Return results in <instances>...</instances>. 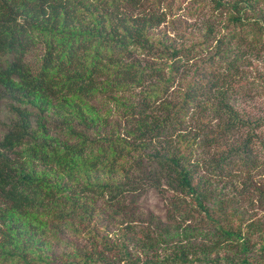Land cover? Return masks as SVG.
<instances>
[{
    "label": "trees",
    "instance_id": "16d2710c",
    "mask_svg": "<svg viewBox=\"0 0 264 264\" xmlns=\"http://www.w3.org/2000/svg\"><path fill=\"white\" fill-rule=\"evenodd\" d=\"M209 4L166 43L167 1L0 0V264H264V0Z\"/></svg>",
    "mask_w": 264,
    "mask_h": 264
},
{
    "label": "rangeland",
    "instance_id": "374dc122",
    "mask_svg": "<svg viewBox=\"0 0 264 264\" xmlns=\"http://www.w3.org/2000/svg\"><path fill=\"white\" fill-rule=\"evenodd\" d=\"M170 3L171 7H170V13L168 15V17L165 19V22H162V24L156 28L154 30V37L155 36H163V38L167 39L166 38V32L165 31H170V28L172 26V23H174V21H176L174 18H178L177 21L178 23H181V25L179 26L180 29H182V31H185L189 25V23H193L194 22V19H191V17L187 20H185L188 16V11L191 9V11L194 9L195 11H206V12H210V8H211V5L209 4V0H161L163 6H165L164 4L166 3ZM181 4V7H189L188 9H183V8H178V9H175V6L178 5V4ZM193 12V11H192ZM174 19V20H173ZM196 21H198V23H200V21L197 19ZM191 28H194L192 29V33L194 34V36H190L189 34V31ZM191 28H189L187 30V34H189V37H190V40L188 41H185L186 44H189L190 42L192 41H200L201 39V36H202V33L204 32V29L202 27V25H200L198 28H197V25L196 26H192ZM217 30H219V32H221V28L220 27H217L216 28ZM170 35H172V33H169ZM169 35V36H170ZM158 39V38H157ZM156 39V40H157ZM164 40V39H163ZM166 43H169L170 41H167V40H164ZM36 56H38L37 53L35 54H31L28 56V59L29 60H34L36 58ZM164 63H167L168 61L167 60H164L162 59ZM185 60L182 59L181 61ZM196 60H194L193 62H195ZM188 62V63H187ZM199 63V61H198ZM192 64L191 61H185V64L184 65H190ZM252 64L253 66L247 70L246 72V79H251V78H257L258 75L264 73V53L261 54V57L259 59H253L252 61ZM185 69H189V67H184ZM187 79L190 77V75H186ZM264 79H256L255 82H254V85L252 87V91L249 92L247 95H243V96H240L238 97L237 99H235V106L237 108V110H239L240 112L244 113L245 115H248V116H253V115H256L259 113L260 110H264ZM138 98V93L136 91H134L131 95L127 96V99L128 100H136ZM104 110V109H103ZM208 113H206L207 115ZM210 115V114H209ZM2 118H5L6 117V113H2L1 114ZM213 123V122H212ZM199 124V122L197 121V119L195 118H187L186 121H185V124H184V128L185 130L182 132V133H186L188 130L187 129H191L192 126H197ZM197 131V138L200 139L201 136H204L206 133L205 131H202V130H196ZM191 135H194L193 134V131H192V134ZM195 155H194V158L196 160H199L201 161V159L203 158L204 154L203 152L205 153L206 156H210L213 154V148H211L210 150L209 149H204L201 150V149H197L195 151ZM245 174V173H244ZM245 175H248L245 174ZM249 176V175H248ZM251 177H253V181L256 180L257 181V184L258 183H264V171H263V168L262 166H260L258 169H254L252 172H251ZM243 178L241 176L237 177L236 178V183L237 185H241V182H242ZM247 181V180H246ZM255 183V182H254ZM252 188H253V183H252ZM250 187V189H252ZM242 198V206L244 208H247L249 210V214L248 217H257L258 213H260V209L256 207V205H251L250 203V200H252L253 196L252 195H245ZM146 208H155V206L157 205L158 208H160V206L162 207V203H159L157 201V198L156 196H147L146 198ZM115 228H116V224L113 223L110 227V231H109V234H108V239L110 242H118L119 241V236L116 235V232H115Z\"/></svg>",
    "mask_w": 264,
    "mask_h": 264
}]
</instances>
